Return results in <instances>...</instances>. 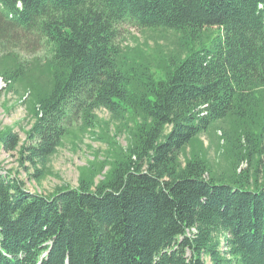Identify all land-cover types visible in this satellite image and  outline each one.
Returning a JSON list of instances; mask_svg holds the SVG:
<instances>
[{"label":"trees","instance_id":"1","mask_svg":"<svg viewBox=\"0 0 264 264\" xmlns=\"http://www.w3.org/2000/svg\"><path fill=\"white\" fill-rule=\"evenodd\" d=\"M124 25L177 49L121 45ZM0 77L27 92L25 138L7 126L0 147L32 178L77 117L130 128L96 181L104 162L30 191L0 161V264H264V0H0Z\"/></svg>","mask_w":264,"mask_h":264},{"label":"rangeland","instance_id":"2","mask_svg":"<svg viewBox=\"0 0 264 264\" xmlns=\"http://www.w3.org/2000/svg\"><path fill=\"white\" fill-rule=\"evenodd\" d=\"M174 34L171 30H150L124 25L121 32V45H139L140 49L154 56L158 52L169 54L177 49ZM36 50L22 49L20 54L30 58L42 51H40L39 45ZM4 85V80L0 77V129L11 126L23 140L25 129L29 128L33 120V116L25 102L27 92H24L18 83L10 89L4 88ZM95 114L97 125L92 129L93 132L90 129L81 128L82 126L79 125L81 119L76 118L70 127V132L61 139V143L55 151L47 157L45 164L42 166L44 173L40 179L29 176L33 172L32 165L28 162H24L27 168L21 165L16 151L7 152L0 147V161L4 167L2 171L10 170L12 174L23 180L27 189L40 193H48L55 185L59 184L76 185L77 178L82 171L95 165L98 166L105 159H111L109 155L111 147L107 142L109 137H114L116 143L122 147L126 146L130 140V128L123 125L119 120L112 118L105 108L96 109ZM131 124L129 122L128 126ZM199 139L202 146L207 149V156L214 170L219 172L227 169V162L221 154L217 137L213 134V131L201 133ZM188 152H190L189 147L187 148ZM179 158L183 160V154ZM242 165L244 164L242 163ZM108 167L109 163L104 162L101 170L94 176V180L100 179ZM206 261L207 264H211L207 258Z\"/></svg>","mask_w":264,"mask_h":264}]
</instances>
